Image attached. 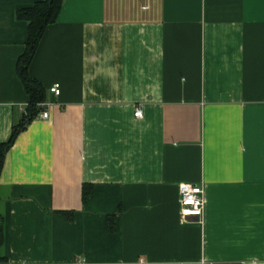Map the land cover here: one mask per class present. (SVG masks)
Wrapping results in <instances>:
<instances>
[{
  "label": "crops",
  "instance_id": "0c3cea01",
  "mask_svg": "<svg viewBox=\"0 0 264 264\" xmlns=\"http://www.w3.org/2000/svg\"><path fill=\"white\" fill-rule=\"evenodd\" d=\"M36 1L0 0V143ZM27 73L49 117L4 154L0 264H264V0H62Z\"/></svg>",
  "mask_w": 264,
  "mask_h": 264
},
{
  "label": "trees",
  "instance_id": "16d2710c",
  "mask_svg": "<svg viewBox=\"0 0 264 264\" xmlns=\"http://www.w3.org/2000/svg\"><path fill=\"white\" fill-rule=\"evenodd\" d=\"M62 0H39L31 6L17 9L15 17L26 24V38L24 49L17 59L16 73L23 84L24 90L28 95V102L24 109L22 119L11 127V131L6 141L0 143V169L4 154L12 144L15 136L24 129L37 114L39 108L37 103L45 101V90L27 73V65L33 55L39 39L44 29L51 24L57 15ZM106 229H113V222L107 217ZM0 238H1V219H0Z\"/></svg>",
  "mask_w": 264,
  "mask_h": 264
},
{
  "label": "built area",
  "instance_id": "2783aa9c",
  "mask_svg": "<svg viewBox=\"0 0 264 264\" xmlns=\"http://www.w3.org/2000/svg\"><path fill=\"white\" fill-rule=\"evenodd\" d=\"M47 91L56 96L59 92L58 83L51 84ZM50 103L41 101L37 103L39 108L35 117L39 119H47L49 117ZM134 117H140L141 111L138 107L134 108ZM178 220L186 222L191 218L198 219L203 210L202 189L195 183L183 182L178 186ZM81 256H75L71 264H83Z\"/></svg>",
  "mask_w": 264,
  "mask_h": 264
}]
</instances>
